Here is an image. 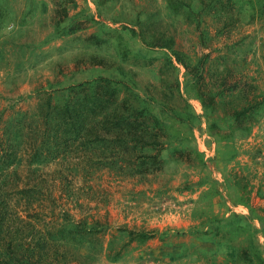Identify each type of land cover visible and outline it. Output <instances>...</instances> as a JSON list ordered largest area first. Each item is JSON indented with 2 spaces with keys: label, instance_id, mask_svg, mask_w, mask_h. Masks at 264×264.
Here are the masks:
<instances>
[{
  "label": "rangeland",
  "instance_id": "obj_1",
  "mask_svg": "<svg viewBox=\"0 0 264 264\" xmlns=\"http://www.w3.org/2000/svg\"><path fill=\"white\" fill-rule=\"evenodd\" d=\"M0 264H264V0H0Z\"/></svg>",
  "mask_w": 264,
  "mask_h": 264
},
{
  "label": "trees",
  "instance_id": "obj_2",
  "mask_svg": "<svg viewBox=\"0 0 264 264\" xmlns=\"http://www.w3.org/2000/svg\"><path fill=\"white\" fill-rule=\"evenodd\" d=\"M82 86H81V84H76V85L72 86V89H80V88H82ZM74 93H75V91H74Z\"/></svg>",
  "mask_w": 264,
  "mask_h": 264
}]
</instances>
